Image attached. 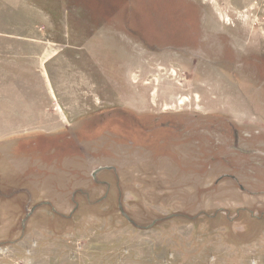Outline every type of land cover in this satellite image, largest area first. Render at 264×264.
I'll return each mask as SVG.
<instances>
[{
	"label": "rangeland",
	"instance_id": "obj_1",
	"mask_svg": "<svg viewBox=\"0 0 264 264\" xmlns=\"http://www.w3.org/2000/svg\"><path fill=\"white\" fill-rule=\"evenodd\" d=\"M0 183V264H264V0H0Z\"/></svg>",
	"mask_w": 264,
	"mask_h": 264
},
{
	"label": "bare ground",
	"instance_id": "obj_2",
	"mask_svg": "<svg viewBox=\"0 0 264 264\" xmlns=\"http://www.w3.org/2000/svg\"><path fill=\"white\" fill-rule=\"evenodd\" d=\"M179 102H182V101H179ZM96 188H98L97 186H96ZM18 196V195H17ZM17 198V197H16ZM18 198H20V196L18 197ZM13 199H15L14 197H13ZM13 199H11V201H13ZM55 202V201H54ZM56 204V203H55Z\"/></svg>",
	"mask_w": 264,
	"mask_h": 264
},
{
	"label": "crops",
	"instance_id": "obj_3",
	"mask_svg": "<svg viewBox=\"0 0 264 264\" xmlns=\"http://www.w3.org/2000/svg\"><path fill=\"white\" fill-rule=\"evenodd\" d=\"M73 47V46H72ZM102 52H105V51H102ZM45 72V71H44ZM45 77H46V75H45ZM1 184V183H0Z\"/></svg>",
	"mask_w": 264,
	"mask_h": 264
},
{
	"label": "water",
	"instance_id": "obj_4",
	"mask_svg": "<svg viewBox=\"0 0 264 264\" xmlns=\"http://www.w3.org/2000/svg\"><path fill=\"white\" fill-rule=\"evenodd\" d=\"M128 219V217H126Z\"/></svg>",
	"mask_w": 264,
	"mask_h": 264
}]
</instances>
